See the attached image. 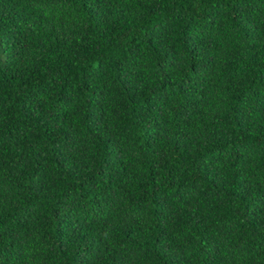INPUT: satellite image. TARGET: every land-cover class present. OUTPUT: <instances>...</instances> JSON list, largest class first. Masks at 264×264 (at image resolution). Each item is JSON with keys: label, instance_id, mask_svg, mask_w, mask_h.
Listing matches in <instances>:
<instances>
[{"label": "trees", "instance_id": "16d2710c", "mask_svg": "<svg viewBox=\"0 0 264 264\" xmlns=\"http://www.w3.org/2000/svg\"><path fill=\"white\" fill-rule=\"evenodd\" d=\"M0 264H264V0H0Z\"/></svg>", "mask_w": 264, "mask_h": 264}]
</instances>
